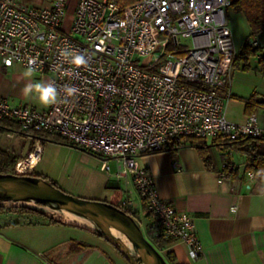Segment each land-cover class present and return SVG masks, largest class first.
I'll use <instances>...</instances> for the list:
<instances>
[{
	"label": "built area",
	"instance_id": "built-area-1",
	"mask_svg": "<svg viewBox=\"0 0 264 264\" xmlns=\"http://www.w3.org/2000/svg\"><path fill=\"white\" fill-rule=\"evenodd\" d=\"M230 3L78 0L67 21L68 0H53L50 6L0 0V66L9 72L16 64L28 68L33 60L35 72L50 74L60 90L58 103L43 109L0 97V130L32 143L15 172L28 173L39 161L48 141L42 133L106 156L102 170L133 183L144 210L156 220L155 235L183 243L189 257L198 258L202 245L191 217L159 196L138 157L186 138L264 136L255 113L241 123L226 116L239 53L228 22ZM180 39H189L191 47ZM252 45L264 51L257 41ZM66 48L84 54L88 63L77 68L66 62L60 56ZM64 86L79 90L66 103ZM107 157L117 160L114 174ZM173 166L180 168L177 162ZM118 207L134 214L130 200Z\"/></svg>",
	"mask_w": 264,
	"mask_h": 264
},
{
	"label": "crops",
	"instance_id": "crops-1",
	"mask_svg": "<svg viewBox=\"0 0 264 264\" xmlns=\"http://www.w3.org/2000/svg\"><path fill=\"white\" fill-rule=\"evenodd\" d=\"M52 1L46 0L45 3L38 5L50 6ZM77 1L68 0L67 21ZM227 14L228 17L232 16L229 26L235 46L240 52L244 43L251 41L247 18L242 11ZM239 27L244 29L240 34L237 32ZM253 41L264 45V32L258 34ZM253 60L256 62L257 58ZM16 67L15 65L7 72L0 66L2 98L9 97L6 89L9 77L6 76H11ZM242 74L244 78L253 79H260L261 76L254 70ZM234 89L235 92L231 87L232 96L226 103L225 112L229 120L241 123L248 116L244 110V100L253 94L257 97L264 96V86L251 84L246 88ZM254 113L258 116L259 122L264 124V109L258 108ZM221 150L223 149L212 147L211 168L205 166L197 149L189 145L181 146L176 151L167 150L138 157V164L152 176L159 196L191 217L202 245L201 255L191 259L183 243L178 241L168 243L165 249L174 254L175 264H264V181L255 176L249 177V171L245 168L247 161L244 153L228 150L230 153L223 157ZM234 154L237 158H230L233 156L235 158ZM226 158L237 170L236 174L228 175L222 171ZM174 162L178 163L179 170L174 168ZM111 178L115 179L112 184L107 185L111 196L109 201L114 197V193L120 191L123 197H120L118 204L124 200H130L133 204L129 194L124 193L130 192L128 185L135 190L133 183L123 179L125 181L123 191L120 179L108 175V179L112 180ZM233 205L236 206V210L232 209ZM133 210L138 219L148 222L149 219L144 221L142 217L149 214L144 210L141 200L139 208L133 207ZM27 216L16 211L0 213V264H56L50 259L49 253L67 245L71 247V242L55 238L59 235L57 232L55 235L41 231L46 223L43 220L32 222ZM50 226L55 228V225ZM87 248L90 247L83 249Z\"/></svg>",
	"mask_w": 264,
	"mask_h": 264
},
{
	"label": "rangeland",
	"instance_id": "rangeland-1",
	"mask_svg": "<svg viewBox=\"0 0 264 264\" xmlns=\"http://www.w3.org/2000/svg\"><path fill=\"white\" fill-rule=\"evenodd\" d=\"M46 0H23L24 4L29 5H35L40 6L38 4L45 3ZM230 8V9H229ZM227 9V12L231 15L232 13L236 12L232 7H229ZM232 17V16H231ZM228 17L229 25L230 18ZM240 31H244L242 27H239L237 32L240 34ZM238 34V36H239ZM234 39V36H233ZM185 45L191 47V42L189 39H180ZM252 41V39H251ZM238 49V47H237ZM239 51V50H238ZM250 63L253 66L255 64L253 58L250 59ZM19 64H16V68L14 70V73L9 77V80L6 85V89L9 92L8 99L13 104H23L28 106H34L39 109L46 108V106H43L39 104V102L34 98V96L31 97H25L21 90L27 83H35V82H50L51 75L48 73H38L33 72L30 79H26L24 77V73L27 70L26 67H23ZM233 70V68H232ZM238 71V72H237ZM241 71V72H240ZM253 70L243 71L239 69H234L231 71V87L233 92H235V87H241L246 88L247 86H250L251 84H256L259 86H264V76H262L260 73V79L257 78H244L242 73L244 72H250ZM258 117V116H257ZM210 142V140H208ZM32 145L31 141L22 136H13L8 137L4 133H0V148L13 151L17 153L22 158L26 157L28 155V150L30 146ZM223 152V157L228 155L230 151L227 149L221 150ZM233 154V152H231ZM231 154V156H232ZM241 154V153H240ZM236 155V154H234ZM106 156L100 155L95 152H91L88 150H82L81 148L74 146V145H66L61 143H56L52 141H45L42 143V151L40 153V159L35 165L34 169L31 171H28V173H34L36 175H40L45 177L47 180H50L51 182H54L57 187L62 189L63 191L72 194L74 196L84 198V199H90V200H102V201H109L111 196L108 191L107 185L113 183L112 180L108 179V174L106 171L102 170V163L103 158ZM233 159L237 158V155L233 157H230ZM107 164L109 166V172L111 174L116 173L117 171V160L114 158H108L107 157ZM30 169V168H27ZM115 177V176H111ZM122 190H125V181L123 179H120ZM130 192L125 191L124 193L126 195L129 194V196L133 200V207L139 208V201L138 196L132 186L128 187ZM123 197V194H121ZM0 205L3 206L4 209H14L18 206L17 203L13 202H0ZM3 213V212H2ZM4 213H11V212H4ZM48 217H52L54 219L60 220L56 215L44 212ZM150 216V217H149ZM142 216L145 220L149 219L148 222H143L138 219V223L140 224L142 231L144 235L154 244V236L155 233H151L150 229H154L155 231V224L156 220L151 215ZM30 221L36 222L37 220L42 221V218L28 215L27 216ZM62 221V220H60ZM64 222V221H62ZM71 224V223H69ZM55 225V228H52ZM73 225V224H72ZM78 226V225H77ZM150 226V229H149ZM41 231H47L46 233L55 234L56 232L59 235H56L55 238H63L62 240H69L72 242V244L75 243H83L86 245V247L90 248H98L102 250L107 258L113 263V264H128V262L123 258L121 254H119L116 249L109 244L106 240L103 238L94 235L91 232H88L86 230H83L81 228L75 227V226H66V225H60V224H48L46 223L44 226H42ZM53 232V233H52ZM42 234V232H40ZM166 249H161L160 252L165 255Z\"/></svg>",
	"mask_w": 264,
	"mask_h": 264
},
{
	"label": "water",
	"instance_id": "water-1",
	"mask_svg": "<svg viewBox=\"0 0 264 264\" xmlns=\"http://www.w3.org/2000/svg\"><path fill=\"white\" fill-rule=\"evenodd\" d=\"M256 100L262 104L264 96H258ZM0 202H13L18 206L46 212L39 207L24 204L33 202L40 207L52 205L80 214L95 223L98 231L83 228L106 240L128 264H169L164 255L147 239L140 224L131 214L108 201L84 199L69 194L44 177L27 173H0ZM112 228L124 234L133 248L117 238L111 232ZM49 254L56 264H112L98 248L72 251L70 245H67L65 248H56Z\"/></svg>",
	"mask_w": 264,
	"mask_h": 264
},
{
	"label": "trees",
	"instance_id": "trees-1",
	"mask_svg": "<svg viewBox=\"0 0 264 264\" xmlns=\"http://www.w3.org/2000/svg\"><path fill=\"white\" fill-rule=\"evenodd\" d=\"M131 1L132 0H125L126 3H129ZM230 7H232L236 11H242L245 14L251 30L250 39H252V41L258 34L264 32V0H231ZM252 41L248 40L244 43L242 50L238 53V56L233 62L232 68L243 71L254 70L260 73L262 76H264V51L259 53V48L253 46ZM252 58L253 59L257 58L253 66L250 63V59ZM256 99H257V95L253 94L249 98L244 100L245 101L244 110L247 115L254 113L258 108L264 109V103L260 104L257 102ZM1 124L3 126H8V125L13 126L11 123L7 121H1ZM0 133H4L3 130H0ZM41 136L48 141L66 144V145H72L69 141H67L65 138L61 137L60 135L42 133ZM185 145H189L197 149L198 153L202 157L204 164L207 168H211L212 161L210 157V151L212 147L216 146L218 148L244 153L247 161L245 168L248 171L253 172L255 177L262 178V176L264 175V136H260V137L242 136L232 141L224 140L221 138H215L210 140V142H208V140L206 139L186 138L180 144H172L171 147L151 153H158L167 150L176 151L178 148ZM31 150H32V145L30 146L28 151ZM21 158H22L21 156H19L17 153L13 151L0 148V173L17 174L15 172V165L16 162ZM222 171L229 175V174H236L237 170L234 167H232V165L229 162V159L226 158L223 164ZM27 174L36 175L31 172ZM36 176H40V175H36ZM52 183L55 185L54 182ZM120 197H121L120 191H117L116 193H114V197L109 202L118 206V201ZM12 211H16L24 215H32L42 218L43 221L48 224L75 226L83 230H86L88 232H91L83 227H79L77 225H72L54 219L52 217H48L45 213L30 207L17 206L14 209L8 210V209H4L3 206L0 205V213L12 212ZM132 216L138 221V218L135 214H132ZM150 232L154 233L155 231L154 229H152L150 230ZM93 234L98 236L95 233ZM169 242H170L169 239H164L159 235L154 236V245L157 249H165V247L168 245ZM84 247H86V245L83 243L77 242L75 244H72L71 242V250L73 251H79ZM164 257L169 264H175L174 263L175 256L171 251H166Z\"/></svg>",
	"mask_w": 264,
	"mask_h": 264
},
{
	"label": "clouds",
	"instance_id": "clouds-1",
	"mask_svg": "<svg viewBox=\"0 0 264 264\" xmlns=\"http://www.w3.org/2000/svg\"><path fill=\"white\" fill-rule=\"evenodd\" d=\"M60 56L69 64L79 68L85 66L88 63V59L84 54H81L75 50L62 49ZM35 63L33 60H29V67L24 73L26 79H30L35 69L32 65ZM64 92V102H67V98L74 97L78 93V88L75 86H64L62 89ZM25 97L34 96V98L43 106H51L58 103L60 100V90H58L55 82H35L27 83L21 90ZM194 255V253H193Z\"/></svg>",
	"mask_w": 264,
	"mask_h": 264
},
{
	"label": "bare ground",
	"instance_id": "bare-ground-1",
	"mask_svg": "<svg viewBox=\"0 0 264 264\" xmlns=\"http://www.w3.org/2000/svg\"><path fill=\"white\" fill-rule=\"evenodd\" d=\"M37 162L36 163H35V161L33 162V164H32L33 169H34L35 165L37 164ZM24 204L29 205V206H33V207H39L40 209H43L46 212L52 213V214L56 215L60 220L64 221L65 223L76 224L78 226H82V227H86V228L91 229V230L98 231V227L95 223H93L88 218H86L80 214L73 213V212L68 211V210L59 209V208H56L52 205L40 207V206L35 205L33 202H24ZM111 232L117 238L122 239L131 248H133L132 243L129 241V239L124 234L118 232L114 228L111 229Z\"/></svg>",
	"mask_w": 264,
	"mask_h": 264
},
{
	"label": "flooded vegetation",
	"instance_id": "flooded-vegetation-1",
	"mask_svg": "<svg viewBox=\"0 0 264 264\" xmlns=\"http://www.w3.org/2000/svg\"><path fill=\"white\" fill-rule=\"evenodd\" d=\"M73 251V250H72Z\"/></svg>",
	"mask_w": 264,
	"mask_h": 264
}]
</instances>
